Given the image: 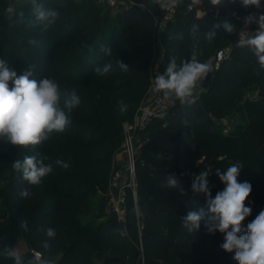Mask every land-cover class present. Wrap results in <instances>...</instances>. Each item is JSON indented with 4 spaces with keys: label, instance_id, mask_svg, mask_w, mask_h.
Segmentation results:
<instances>
[{
    "label": "trees",
    "instance_id": "16d2710c",
    "mask_svg": "<svg viewBox=\"0 0 264 264\" xmlns=\"http://www.w3.org/2000/svg\"><path fill=\"white\" fill-rule=\"evenodd\" d=\"M2 1L0 59L19 57L22 49L35 52L36 60L29 58L31 55L24 57L23 71L32 67L33 79L49 77L62 89H75L81 104L71 113L67 129L52 134L41 145L24 149L0 140V202L5 215L0 218V264H14L6 250L10 251L19 239L27 247L19 254L24 264L34 260L30 252L33 248L40 249L43 258L59 255L56 264H93L96 253L102 255L101 264H238L233 258L235 251L221 248L224 233L212 240L201 222L200 229L189 234L181 227L180 218L197 210L192 201L206 207V197L191 189L193 178L209 171L208 184L214 198L225 187L217 170L223 172L235 162L243 165L238 181L252 186L245 200L251 213L242 226L246 228L264 210V183L260 184L264 182V70L248 48L236 46V31L228 34L219 29L211 42L203 38L214 23L229 20L237 26L239 18L255 7L246 9L237 3L218 8L210 0H182L159 34L162 48L155 62V17L163 13L156 0H128L130 4L114 13L102 9L96 0H81L72 14L73 24L66 20L52 34L41 33V43L47 48L37 43L22 49L8 21L18 27L25 21L24 15L18 11L9 15ZM37 2L45 8L54 0ZM193 3L221 15L196 17L194 8L187 9ZM261 4L264 6V0ZM22 7L29 6L24 1ZM210 45L229 49L216 66L210 85L195 90V103L169 100L168 108L152 118L135 163L136 198L127 188L124 221L112 214L105 217L102 198L95 202L87 195L107 182L121 151V124L132 119L144 99L150 78L155 77L153 69L162 74L172 58L179 66L193 50L201 53L199 59L204 62L211 56ZM102 47L110 49L111 54ZM119 59L129 65L128 72L114 68L100 76L94 71L109 61L115 65ZM251 85L258 89L255 96L247 95ZM120 101L127 105L124 113L119 110ZM231 109L246 111L245 123L224 135L213 118ZM38 153L49 158L46 163H52L53 172L33 186L21 180L12 163ZM56 160L70 166L64 169ZM170 174H175L179 188L166 186ZM25 188L31 195L22 198L15 189ZM82 207L92 212L94 222L80 219ZM21 220L27 221V231L21 227ZM48 227L55 229L56 236L49 240L50 250L45 251L42 242L49 239Z\"/></svg>",
    "mask_w": 264,
    "mask_h": 264
},
{
    "label": "clouds",
    "instance_id": "9594fccd",
    "mask_svg": "<svg viewBox=\"0 0 264 264\" xmlns=\"http://www.w3.org/2000/svg\"><path fill=\"white\" fill-rule=\"evenodd\" d=\"M210 2L218 8L237 3L246 9L250 6H254L257 10L264 7L261 0H210ZM31 5L33 24L43 23L47 28L56 22L59 13L55 9H46L37 0H31ZM243 21L246 26L255 24L257 27L252 35L239 39L236 46L248 48L255 56L260 69L264 70V13H250L243 17ZM193 28L196 26L193 25ZM219 29L233 34L237 26L229 20L214 23L203 33L204 40L213 41ZM29 43L35 45L37 41L30 39ZM102 51L111 54L110 49L102 47ZM200 54L193 50L190 58L181 61L179 66L175 58L170 59L165 71L154 78L155 91L162 93L165 99L173 102L178 100L181 104L187 105L195 103L198 98L195 90L211 71L210 65L199 59ZM114 68L123 72L129 71V65L120 59L115 65L109 61L97 66L94 71L104 76L111 73ZM32 69L31 67V70L18 76L15 70L8 67L4 59H0V140L24 149L43 144L54 133H63L71 124V113L81 104V98L75 89H62L55 79L49 77L33 79ZM119 110L121 113L127 110V105L123 101L119 103ZM48 159L46 155L39 153L26 155L23 159L15 160L12 167L20 174L22 181L36 186L53 172L52 163H46ZM55 163L64 169L70 166L63 160H56ZM242 168L241 163L235 162L223 172L217 170V175L225 187L218 191L214 198L208 184L209 171H201L196 175L191 189L193 193L203 194L206 197V207H198L196 202L192 201L197 210L188 211L186 216L180 218L181 227L192 234L200 229L203 222L208 233L219 231L225 234L221 248L229 253L235 251L233 258L238 264H264V210L248 223L246 228L242 226V222L251 213V208L245 206V200L252 191L249 182H239L237 179ZM166 186L180 187L175 174L166 176ZM19 195L27 198L31 193L25 188ZM20 225L27 231L26 220H21ZM121 234L124 235L125 232L122 231ZM46 236L49 239L42 242V247L48 251L51 248L49 240L56 236L55 229L48 227ZM6 255L13 257V253L8 250ZM13 259L14 264H24L19 254ZM28 264H52V261L41 258L39 261L31 260Z\"/></svg>",
    "mask_w": 264,
    "mask_h": 264
},
{
    "label": "built area",
    "instance_id": "2783aa9c",
    "mask_svg": "<svg viewBox=\"0 0 264 264\" xmlns=\"http://www.w3.org/2000/svg\"><path fill=\"white\" fill-rule=\"evenodd\" d=\"M9 1V7L12 8V0ZM128 0H125L124 3L118 5L117 8L125 7L130 4ZM163 7L166 9L164 15L158 21L155 17V25L159 27L165 26V23L168 19L173 16L174 9L169 4L170 0H163ZM195 9V16L201 17L203 15H221V12L206 10L199 7L196 3L188 4L187 9ZM250 13H264V7L261 9L253 10L246 14H243L237 23L238 32H237V41L241 38L250 35V29L254 24L245 25L243 17L247 16ZM162 28V29H163ZM157 30V29H156ZM229 49L226 50L220 49L214 54L215 56V66L218 65L219 61L226 55H228ZM153 74H156V69H153ZM150 78L149 85L147 88V94L150 96L148 99L141 101L138 106L134 116L130 120H126L121 124L122 132V141H121V151L115 157L114 163L111 167V170L108 175L106 186L102 192L104 198L103 202V212L105 214H112L118 220H125L126 215V206H125V193L126 189L130 188L132 191V196L136 198V175H135V163L140 156V151L142 143L145 139V132L148 124L153 117L161 115L166 108L171 104L168 99L163 97V94L155 91L154 82ZM120 155V156H119ZM32 256L35 261H39L43 258V255L40 251L31 250ZM52 264H56L55 261H52Z\"/></svg>",
    "mask_w": 264,
    "mask_h": 264
},
{
    "label": "rangeland",
    "instance_id": "374dc122",
    "mask_svg": "<svg viewBox=\"0 0 264 264\" xmlns=\"http://www.w3.org/2000/svg\"><path fill=\"white\" fill-rule=\"evenodd\" d=\"M24 1L27 2L28 6H29L27 9H24V7H22V2H24ZM80 1L81 0H54L53 3H51L50 5L48 4V7H45V8L46 9H55L59 13V16H58L56 22L54 24L49 25L47 28H45V25L43 23H35V24L32 23V21H34V17L32 16V12H31V8H32L31 0H12V8L9 7V1L8 0H7V5L5 3V0L2 2L5 5L4 9L8 11L9 15H12L11 12H16V11L21 12L24 15L25 21H23L18 27L16 25H13L12 21L11 22L8 21L9 24H11V30L14 32L16 38L18 39V44L20 46L19 48L22 49V48H26V47H29V48L33 47V44L29 43L30 39H34L37 41V43H41V38H40L41 33L48 32V34H52L54 29H56V27L59 24H62L63 21L65 22L66 20H69V21L72 20V18H73L72 14L74 13L77 4ZM96 1L98 4H100L102 9H108L109 12H112V13H114L116 10H118L117 9L118 5H121L122 3L125 2V0H96ZM155 2L157 3V6H159V8H161L163 10L162 15L156 16L157 20L159 21L160 18L164 15V12L166 11V9H164V7H163V5H164L163 0H156ZM182 3H183L182 0H170L169 4L172 6V8L175 11L176 7L180 6ZM69 21H67V22L69 23ZM72 22H73V20L71 21V24H73ZM256 27L257 26L255 24L251 27L250 34H253V31L256 30ZM162 28L159 27V25H157V30H156V35H155V45H156V47H158V52H157V55L155 58V62L159 58L161 48H162V44H161L160 39H159V34H160ZM237 32H238V27L236 30V37H237ZM78 34H79V30L74 35H78ZM41 46L44 48H47L46 44L44 42L41 43ZM209 48H210V50H209L210 55H214L216 52H218L220 50L217 48H212L211 45ZM20 49H18V50L20 51ZM22 50H24V51H22L21 53H18L19 57L13 58L10 56V57H8V60H5L8 64L9 68L13 66L12 69L18 70L21 74L24 73V71H23L24 57L25 56L29 57L31 55L29 58L36 60V56H37L35 54V52H33V51H31L29 53L28 50H25V49H22ZM222 50H226V47L223 48ZM10 64H12V65H10ZM42 64H45V63L42 62ZM213 65L215 66V64H213ZM42 66H45V65H42ZM157 75H158L157 73L154 74L155 77ZM155 77L152 78L153 82H154ZM148 85H147V88H148ZM147 88H146L145 92L143 93L145 99H148L150 97L147 94ZM199 89L200 88L197 87L196 91ZM257 94H258L257 87L255 85H251L250 89L248 90L247 95L248 96H255ZM245 114H247V112L246 111L242 112V110H238V111H236L234 109L228 110V111H226V113L224 115L213 118L214 123H215V127L217 128V130L220 133H222L224 135H228V134L234 132L235 130H237V126L243 125L245 123V119L243 118V115H245ZM110 170H111V168H110ZM250 179H252V178H247L246 180H250ZM106 183L103 185L100 184V185L96 186L93 191H90L88 193L87 198L88 199L93 198L95 202H99L102 198V201H103L104 198L102 196V192L104 190V187L106 186ZM262 183H264V182L261 181L260 184H262ZM15 191L20 193L21 190L15 189ZM0 201H1V199H0ZM2 208H4V206L0 202V218L5 216L3 214ZM103 214L105 215V217L108 215L105 213H103ZM91 215H92V212L91 211L88 212L86 210V207H82V211L79 213L80 219L84 222L87 220H93V222H94V219L92 218ZM220 238H221V232L216 231L215 233H211V239L212 240H216V239H220ZM103 240H104V238H103ZM25 250H27L26 244L21 239L15 241V243L13 244V246L10 249V251L13 253V257L16 254H20L21 252H24ZM32 250L40 251L44 257V254L40 249L33 248ZM59 257H60L59 255H56V256H50L46 259H49L51 261H57ZM7 258H12V257L7 256ZM99 258H100V253L94 254L93 255V260H94L93 264H95L99 260Z\"/></svg>",
    "mask_w": 264,
    "mask_h": 264
},
{
    "label": "water",
    "instance_id": "95a60500",
    "mask_svg": "<svg viewBox=\"0 0 264 264\" xmlns=\"http://www.w3.org/2000/svg\"><path fill=\"white\" fill-rule=\"evenodd\" d=\"M205 63H208L211 67V71L207 74V76L204 78L203 82L201 83L200 86H198V88H200L201 90H205L208 88V86L211 83L214 71H215V66L213 65L215 62V56L211 55L209 56L205 61Z\"/></svg>",
    "mask_w": 264,
    "mask_h": 264
},
{
    "label": "crops",
    "instance_id": "0c3cea01",
    "mask_svg": "<svg viewBox=\"0 0 264 264\" xmlns=\"http://www.w3.org/2000/svg\"><path fill=\"white\" fill-rule=\"evenodd\" d=\"M101 257H102V255L100 254V258L95 264H101Z\"/></svg>",
    "mask_w": 264,
    "mask_h": 264
}]
</instances>
